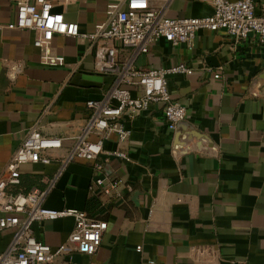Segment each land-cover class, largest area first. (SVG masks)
<instances>
[{
	"label": "crops",
	"instance_id": "crops-1",
	"mask_svg": "<svg viewBox=\"0 0 264 264\" xmlns=\"http://www.w3.org/2000/svg\"><path fill=\"white\" fill-rule=\"evenodd\" d=\"M51 1L82 34L108 17L110 0ZM150 2L170 18L214 12L199 0ZM15 19L12 2L0 0V24ZM37 38L30 30L0 31V177L31 129L62 138L49 165L21 168L19 189L46 192V208L84 211L108 223L96 254L72 251L56 264H264V46L254 35L236 41L222 30H200L193 48L160 40L146 54L119 50V62L138 70L184 63L193 75L168 77L172 98L187 109L180 128H168L158 103L124 115L126 142L116 134L106 140L105 153L129 158L110 160L112 176L132 186L111 198L90 189L101 177L91 164L62 160L87 125V101L104 99L116 78L97 72L95 51L84 40L56 35L46 52L35 47ZM46 53L63 57L64 66L45 65ZM74 227L66 217L37 223L33 232L57 248ZM11 241L10 232L0 236V253Z\"/></svg>",
	"mask_w": 264,
	"mask_h": 264
},
{
	"label": "built area",
	"instance_id": "built-area-1",
	"mask_svg": "<svg viewBox=\"0 0 264 264\" xmlns=\"http://www.w3.org/2000/svg\"><path fill=\"white\" fill-rule=\"evenodd\" d=\"M16 19L0 31L30 30L38 34L34 45L48 52L54 37L62 35L84 40L95 51L97 72L112 75L115 85L102 100H89V120L83 133L75 138L73 147L62 160L64 164L84 162L91 164L101 175L91 186L102 195L113 197L121 186L132 191L129 183L112 176L109 167L112 158L129 161L123 151H108L104 144L112 134L119 143L130 136L123 123L124 115L130 117L146 112L152 104H162L163 114L170 130L187 119L186 107L172 98L168 77L193 75L188 65L181 63L171 68L142 71L118 60L120 49H132L146 54L160 40L174 46L186 44L193 48L200 30L224 31L236 41L254 35L264 46V0H199L213 8V14L203 18H170L153 6L150 0H110L108 17L97 22L92 33L82 34L78 23L69 22L65 15L54 10L51 0H10ZM65 4L77 0H57ZM44 64L50 67L64 66L63 57L46 53ZM218 78L219 76L216 75ZM136 92V93H134ZM96 139L92 140L91 137ZM63 139L47 136L37 128L31 129L24 142L12 156L0 177V236L12 234L8 249L0 253V264H56L58 258L72 251L93 256L101 247L103 235L108 229L105 220L92 218L87 212L72 209H49L43 206L46 192L32 189L21 191V168L27 164L49 165L51 153L63 148ZM106 158L101 160V156ZM73 217L75 227L68 240L57 248L38 240L33 226L47 220ZM140 252L141 246L137 248ZM153 264V262H152Z\"/></svg>",
	"mask_w": 264,
	"mask_h": 264
},
{
	"label": "water",
	"instance_id": "water-1",
	"mask_svg": "<svg viewBox=\"0 0 264 264\" xmlns=\"http://www.w3.org/2000/svg\"><path fill=\"white\" fill-rule=\"evenodd\" d=\"M185 122H182L178 125V128H180Z\"/></svg>",
	"mask_w": 264,
	"mask_h": 264
},
{
	"label": "trees",
	"instance_id": "trees-1",
	"mask_svg": "<svg viewBox=\"0 0 264 264\" xmlns=\"http://www.w3.org/2000/svg\"><path fill=\"white\" fill-rule=\"evenodd\" d=\"M25 192V191H24Z\"/></svg>",
	"mask_w": 264,
	"mask_h": 264
}]
</instances>
